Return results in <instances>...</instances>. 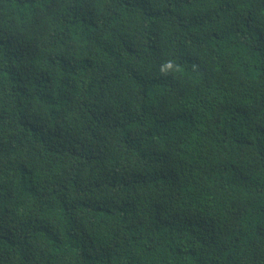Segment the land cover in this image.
I'll return each instance as SVG.
<instances>
[{
  "label": "trees",
  "instance_id": "16d2710c",
  "mask_svg": "<svg viewBox=\"0 0 264 264\" xmlns=\"http://www.w3.org/2000/svg\"><path fill=\"white\" fill-rule=\"evenodd\" d=\"M0 264H264V0H0Z\"/></svg>",
  "mask_w": 264,
  "mask_h": 264
},
{
  "label": "clouds",
  "instance_id": "9594fccd",
  "mask_svg": "<svg viewBox=\"0 0 264 264\" xmlns=\"http://www.w3.org/2000/svg\"><path fill=\"white\" fill-rule=\"evenodd\" d=\"M167 67L171 68L172 67V64L171 62L169 61L168 64H167ZM178 71L180 70L179 68L177 69Z\"/></svg>",
  "mask_w": 264,
  "mask_h": 264
}]
</instances>
